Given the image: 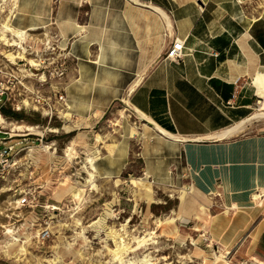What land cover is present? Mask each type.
<instances>
[{
	"label": "crops",
	"instance_id": "obj_1",
	"mask_svg": "<svg viewBox=\"0 0 264 264\" xmlns=\"http://www.w3.org/2000/svg\"><path fill=\"white\" fill-rule=\"evenodd\" d=\"M251 1L18 0L12 25L31 30L34 50L45 33L69 55L59 82L71 123L105 128L123 99L148 118L128 114L107 125L84 163L92 157L97 178L120 179L137 167L157 185L217 192L211 232L227 248L248 232L256 255L264 251V198L259 207L250 194L264 193V117L218 136L264 113V9ZM174 37L184 42L179 61L165 58Z\"/></svg>",
	"mask_w": 264,
	"mask_h": 264
},
{
	"label": "rangeland",
	"instance_id": "obj_2",
	"mask_svg": "<svg viewBox=\"0 0 264 264\" xmlns=\"http://www.w3.org/2000/svg\"><path fill=\"white\" fill-rule=\"evenodd\" d=\"M251 8L264 9V0H252ZM0 36L7 38V45L12 41L3 29ZM3 48L6 55L12 51V47ZM125 104L126 99L117 102L105 128L81 119L67 124L57 117L49 121L42 110L19 112L21 119L11 117L14 112L9 109L1 111L5 126L17 130L10 143L22 138L31 141L33 165L25 170L22 159L4 179L0 177V264H142L145 259L147 264H209L214 255L222 257L221 264H261L256 260L264 261V251L255 255L248 250V232L228 248L211 232V216L220 213L218 195L201 196L181 183L157 185L143 179L137 167L120 179H99L95 174L93 184L86 183L90 168L89 163L84 165L85 158L107 125L118 127L115 119L128 114L131 121L139 119ZM26 130L31 134L23 137ZM68 146L71 157H66ZM76 188L84 189L81 200L71 196ZM24 193L38 199L37 213L18 205ZM46 205L54 206L50 239L28 244L20 232L11 237L24 221L39 218ZM116 244L124 248L117 256L112 252Z\"/></svg>",
	"mask_w": 264,
	"mask_h": 264
},
{
	"label": "built area",
	"instance_id": "obj_3",
	"mask_svg": "<svg viewBox=\"0 0 264 264\" xmlns=\"http://www.w3.org/2000/svg\"><path fill=\"white\" fill-rule=\"evenodd\" d=\"M3 5L4 0H0L1 35L2 29L5 31V23L16 29L12 25V20L17 14L18 0H9L7 6ZM4 12L6 14L3 19ZM19 31H21V37L14 32L5 31L12 40L7 41L8 45L4 42L7 38L0 36V116L3 109H9L17 113L42 110L49 121L53 117H57L62 119V123H71L65 91L60 88L59 82L66 75V60L69 55L61 53L55 44L56 42L51 40L45 33L39 34L38 45L40 46L38 50H34V39L31 36V30ZM183 43L180 38L174 37L166 50L165 58L173 61L181 60L185 54ZM2 46L12 47V51L9 53L12 54V57L4 54ZM20 53L30 56L29 60H26L24 56H20ZM1 118L5 120L4 117L1 116ZM13 129L5 126L4 123H0V134L2 135L0 137V177L2 179L10 171L16 169L22 159L21 163L24 164L25 170H30L31 165H33L31 160L33 147L29 144L31 141L22 138L20 141L10 143V141L16 139ZM30 134L31 132L27 131L22 136L26 137ZM16 145L21 146L16 147ZM174 169L173 167L172 170L174 171ZM151 182L153 181L151 180ZM17 201L21 207L33 208V213H37L35 211L36 207L41 206L38 199L31 198L30 193H24ZM42 208H44L43 213L39 218L24 221L21 226L12 231L11 237L15 234L18 235L20 232L19 235L28 244H31V241L43 243L50 239L53 235L54 215L52 211L54 206L46 205Z\"/></svg>",
	"mask_w": 264,
	"mask_h": 264
},
{
	"label": "bare ground",
	"instance_id": "obj_4",
	"mask_svg": "<svg viewBox=\"0 0 264 264\" xmlns=\"http://www.w3.org/2000/svg\"><path fill=\"white\" fill-rule=\"evenodd\" d=\"M4 29H5V31H11V32H14L17 36H20L21 37V31H19V30H15L14 28H12L8 23H5L4 24ZM13 43V42H12ZM9 55H11L12 56V54H9ZM138 81V80H137ZM132 86V85H131ZM129 94V93H128ZM129 101L127 100L126 101V104H125V107L128 109L129 108ZM133 110H135L134 108H133ZM136 114H137V117L140 119V120H142V121H147L148 122V118L142 113V112H140L139 110H137L136 111ZM260 117H264V113H261L260 111L259 112H254L249 118H247V120H245V121H243V122H240V123H238V124H236L235 126H233V127H231V128H229L228 130H226V131H224V133H219V135L218 136H222V135H224V134H229V133H231L232 131L234 132L235 130H237V129H239V128H241L243 125H244V123L246 122V121H249V120H251L252 121V119H257V118H260ZM144 121V122H145ZM0 123H3V120H2V118H1V116H0ZM31 129V128H30ZM13 131L16 133V129L14 128L13 129ZM26 131H30L31 132V130H26ZM164 132V131H163ZM135 133V130L133 129V134ZM165 134H167L168 136H171L172 137V135L171 134H168V133H166V132H164ZM214 135V134H213ZM217 136V137H218ZM225 136V135H224ZM67 151H66V157H71L70 155H71V151H72V147L71 146H68L67 147V149H66ZM87 161H88V163H89V167L91 168V169H93L94 168V166H93V160H92V157L90 158H88L87 159ZM95 172V171H94ZM92 170H87V174H88V178H86V183H89V184H93V179H94V177H95V173H94ZM84 189H82V190H80V189H73L72 191H71V196L74 198V199H76V200H81L82 198H83V194H82V191H83ZM193 190H194V188H193ZM262 190H264V189H262ZM181 195V194H180ZM214 195H218V193L217 192H215L214 193ZM262 195H264V193H262L261 192V189H255V190H253L252 192H251V194H250V198H251V201L252 202H254L257 206H261V204H262V198H264V197H262ZM191 196V195H190ZM189 196V197H190ZM202 196V195H201ZM185 198H187V197H185ZM235 205V204H234ZM184 207V206H183ZM233 207V206H232ZM236 207V206H235ZM237 210V209H236ZM227 211V210H226ZM197 215V214H196ZM99 221V219L97 220V221H94L93 222V224H96L97 222ZM169 222H172V219L171 220H169L168 221V223ZM7 248H8V246H7ZM121 251H124V248H123V246H121L120 244H116V248L115 249H113L112 250V252H113V254L115 255V256H117ZM146 257V256H145ZM220 258H222V257H220V256H217V255H214V260H213V262H209V264H221V262H220ZM210 259V258H209ZM147 261L148 260H143V261H141V263L142 264H147ZM204 261V260H203ZM223 263H225L226 261L224 260V261H222ZM260 263H262V264H264V261H262V262H260ZM128 264H134L133 262H128Z\"/></svg>",
	"mask_w": 264,
	"mask_h": 264
},
{
	"label": "trees",
	"instance_id": "obj_5",
	"mask_svg": "<svg viewBox=\"0 0 264 264\" xmlns=\"http://www.w3.org/2000/svg\"><path fill=\"white\" fill-rule=\"evenodd\" d=\"M5 113H10V112H5ZM11 117L15 118V119H21V114L14 112V113H10Z\"/></svg>",
	"mask_w": 264,
	"mask_h": 264
}]
</instances>
